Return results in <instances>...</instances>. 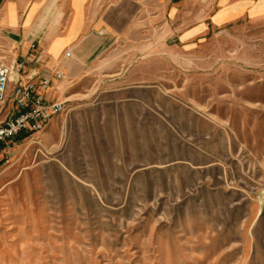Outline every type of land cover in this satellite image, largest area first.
<instances>
[{
  "label": "rangeland",
  "instance_id": "rangeland-1",
  "mask_svg": "<svg viewBox=\"0 0 264 264\" xmlns=\"http://www.w3.org/2000/svg\"><path fill=\"white\" fill-rule=\"evenodd\" d=\"M148 1L63 110L0 152V264H264V0L186 44Z\"/></svg>",
  "mask_w": 264,
  "mask_h": 264
},
{
  "label": "crops",
  "instance_id": "crops-1",
  "mask_svg": "<svg viewBox=\"0 0 264 264\" xmlns=\"http://www.w3.org/2000/svg\"><path fill=\"white\" fill-rule=\"evenodd\" d=\"M148 2L0 0V34L7 38L12 60L23 66L12 76L13 81L33 78L34 89L41 92L38 86L47 79L50 86L43 92L45 104L60 103L88 82L90 70L115 46L134 35L136 20L147 22ZM159 2L165 6L161 29L179 44L196 41L215 28L262 17L243 16L238 6L250 4L247 0ZM57 72L63 74L61 79L56 78Z\"/></svg>",
  "mask_w": 264,
  "mask_h": 264
},
{
  "label": "built area",
  "instance_id": "built-area-1",
  "mask_svg": "<svg viewBox=\"0 0 264 264\" xmlns=\"http://www.w3.org/2000/svg\"><path fill=\"white\" fill-rule=\"evenodd\" d=\"M70 58V54H65ZM12 57L0 56V152L14 145L21 136H29L41 131L50 120L64 108L65 102L45 104L43 92L50 86L44 79L36 92L32 79L25 82L13 81L12 76L18 75L23 69L22 64ZM56 78L63 74L57 72Z\"/></svg>",
  "mask_w": 264,
  "mask_h": 264
},
{
  "label": "trees",
  "instance_id": "trees-1",
  "mask_svg": "<svg viewBox=\"0 0 264 264\" xmlns=\"http://www.w3.org/2000/svg\"><path fill=\"white\" fill-rule=\"evenodd\" d=\"M18 141V140H17Z\"/></svg>",
  "mask_w": 264,
  "mask_h": 264
}]
</instances>
